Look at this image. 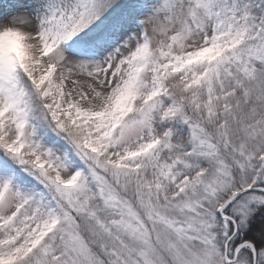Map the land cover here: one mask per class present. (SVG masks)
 I'll return each instance as SVG.
<instances>
[{"label": "snow or ice", "instance_id": "obj_1", "mask_svg": "<svg viewBox=\"0 0 264 264\" xmlns=\"http://www.w3.org/2000/svg\"><path fill=\"white\" fill-rule=\"evenodd\" d=\"M0 264H264V0H0Z\"/></svg>", "mask_w": 264, "mask_h": 264}]
</instances>
